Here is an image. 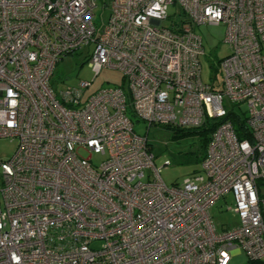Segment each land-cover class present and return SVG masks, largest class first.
Here are the masks:
<instances>
[{
	"label": "built area",
	"instance_id": "1",
	"mask_svg": "<svg viewBox=\"0 0 264 264\" xmlns=\"http://www.w3.org/2000/svg\"><path fill=\"white\" fill-rule=\"evenodd\" d=\"M101 2L104 25L97 0H0V138L17 139L0 161V264H264V0ZM173 3L181 18L163 25ZM202 24L225 26L220 85L201 80ZM77 51L92 79L57 90V62ZM104 68L123 83L85 95ZM129 115L220 123L200 169L167 186L170 161L155 166ZM228 193L239 223L218 230L209 210Z\"/></svg>",
	"mask_w": 264,
	"mask_h": 264
},
{
	"label": "rangeland",
	"instance_id": "2",
	"mask_svg": "<svg viewBox=\"0 0 264 264\" xmlns=\"http://www.w3.org/2000/svg\"><path fill=\"white\" fill-rule=\"evenodd\" d=\"M95 23H106L109 9L102 7L101 0H97L95 9ZM181 8L177 3L169 4L167 15L169 18L163 21V25H169L170 19L179 20ZM194 31L201 37L204 49L200 56V76L204 84L220 85L222 79L218 65L219 60L229 54V44L224 41L225 26L223 24H202L194 27ZM86 53L77 51L59 60L55 66L51 79L52 86L57 90L77 86L81 80H91L93 72L86 62ZM123 83L119 71L104 68L94 79L85 95H89L97 89L113 87ZM242 109H244L242 107ZM236 112L239 110L236 109ZM130 116V115H129ZM133 130L139 135H146L151 151L155 156L154 164L160 167L164 160H169L170 165L162 166L160 178L167 185L180 184L183 179L196 173L200 169L198 157L205 153V148L200 145L196 136H175L173 131L163 126L147 127L142 121L130 116ZM17 139L11 137L0 138V161L9 158L15 151ZM86 156V155H85ZM102 156L93 154L92 164H98ZM234 203L231 193L221 198L209 210L211 219L216 228H229L239 223L238 215L232 210ZM229 264H251L242 252H235Z\"/></svg>",
	"mask_w": 264,
	"mask_h": 264
},
{
	"label": "trees",
	"instance_id": "3",
	"mask_svg": "<svg viewBox=\"0 0 264 264\" xmlns=\"http://www.w3.org/2000/svg\"><path fill=\"white\" fill-rule=\"evenodd\" d=\"M226 118L232 122V125L234 126L238 138L240 139L244 138L245 137V133L243 129L244 119L240 117V115L234 114L231 111L228 113V116ZM218 123H220V121H216L215 119H209L201 127L198 128H172V127H166V128L171 129L175 136H181V135L196 136L200 141V145L206 150L211 134L216 128ZM203 155L204 153L198 157L200 161ZM258 185L259 186L262 185V188H264V181H258Z\"/></svg>",
	"mask_w": 264,
	"mask_h": 264
}]
</instances>
